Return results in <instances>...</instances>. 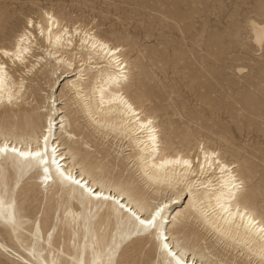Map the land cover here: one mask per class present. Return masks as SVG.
Masks as SVG:
<instances>
[{
  "label": "bare ground",
  "instance_id": "bare-ground-1",
  "mask_svg": "<svg viewBox=\"0 0 264 264\" xmlns=\"http://www.w3.org/2000/svg\"><path fill=\"white\" fill-rule=\"evenodd\" d=\"M52 15L53 24L49 25L43 16L40 21L34 20L33 27L25 24L13 45L0 44V108H4L0 110V147H9L8 153L0 154V225L16 242H28L25 254L1 238L0 248L26 264H118V260L130 264L135 256L123 255L116 259L120 246L126 243L121 249L126 254L129 245L138 244L141 248L152 241L155 257L150 264H156L157 255L161 257V264H176L177 259L183 264H219L208 257L209 246H202L204 236L192 229L176 232L169 229L170 222L184 218L186 223L192 219L200 222L214 238L213 247L219 244L225 249L240 247L242 255H253L254 260L264 263V218L255 210L254 200L243 193L245 182L236 165L228 163L220 152L206 147L194 152L169 151L155 118L142 110L127 92L131 77L123 48L81 26L71 29ZM12 20L13 14H0V32L4 35ZM255 32L257 41H262L264 28L257 26ZM43 47L47 56L53 58L52 91L36 106L17 109L15 105L27 91L25 75L44 64L45 56L40 51L35 53ZM4 51L13 54L4 56ZM77 58L82 62L78 67L74 66ZM103 62L106 64L101 65ZM21 66L28 70H21ZM12 67L20 75L16 76ZM61 67L64 71L58 75ZM94 67L96 71L90 73ZM64 73H67L65 78L70 76L64 86L73 91L81 111L91 124L95 123L98 132L108 137L113 135L115 140L129 137L128 146L132 151L128 158L134 161L144 187L136 186V180L126 177L124 170L114 172L116 164H112L111 170L102 161L94 162L92 154L67 146L68 142L59 136L58 130L65 131L71 141L80 130L67 128L66 106H59L64 95L54 89ZM45 137L47 152L43 160L25 159L10 150L15 147L21 152L43 151ZM135 148L138 150L133 152ZM34 176L39 179L41 195L48 194L52 187L47 200L51 204L57 199L62 216L60 222L50 220L49 214L33 220L25 237L24 225L31 221L34 207L27 214H21V210L31 191L28 181ZM76 180L80 183H75ZM21 181L27 185L19 187ZM21 197L24 200L19 206ZM157 209L162 211L156 216L155 227L141 223L151 219ZM52 228L55 229L49 235ZM65 234L69 235L66 249L57 244V238ZM233 259L225 264H236Z\"/></svg>",
  "mask_w": 264,
  "mask_h": 264
},
{
  "label": "rangeland",
  "instance_id": "rangeland-1",
  "mask_svg": "<svg viewBox=\"0 0 264 264\" xmlns=\"http://www.w3.org/2000/svg\"><path fill=\"white\" fill-rule=\"evenodd\" d=\"M46 11L71 29L81 26L122 47L130 68L131 80L127 92L142 110L155 118L169 151L194 152L206 147L220 152L228 163L236 165L245 182L243 193L254 200L255 210L264 218V37L262 41H257L255 32L257 26L264 28V0H0V14H13L6 34L0 32V44L13 45L16 35L25 26V20L32 18L40 21ZM43 49L46 50V47L35 50V53L41 52L45 56L44 64L25 75L28 77L25 81L27 91L15 105L17 109L36 106L43 101L46 93L52 91L54 82L50 70L53 58H49ZM78 59L74 64L76 67L82 64ZM21 67V70L27 69ZM94 68L89 70L90 73L96 71ZM241 68L247 70L238 71ZM10 69L16 76L21 73L18 70L16 74L13 67ZM62 70L64 67L58 75ZM66 75H61V81L54 89L57 94L64 95L59 106H66L67 128L74 130L78 127L80 130L76 131L71 141L65 131L58 130L59 136L61 134L64 142H68L67 146L92 154L94 162L102 161L110 169H113V163L116 164L114 172L124 170L126 177L136 180V186L144 187L134 161L128 158L132 151L128 146L129 137L115 140L113 135L108 137L98 132L95 123L91 124L89 117L81 111L73 91L64 86L70 79V76L65 78ZM3 109L0 108L1 111ZM137 150L135 148L133 152ZM32 172L35 175L36 170ZM28 182L29 186L22 181L18 185L31 188L21 214L30 213L34 207L31 221L24 225L25 237L33 220H41L42 216L49 214L50 220L60 222L62 216V207L57 204V199L51 202L52 205L47 200L52 187L48 194L43 195L42 192L41 195L39 179L34 176ZM23 200V197L19 199V206ZM47 209L49 212H46ZM193 220L188 223L184 218L174 220L169 223V229L172 232L192 229L204 236L202 246H209L208 257L219 264H225L233 257L236 264H264L259 259L254 260L253 255H242L240 247L239 250L225 249L223 244L213 247L214 238L207 234L200 222ZM0 229L1 239L8 240L6 242L22 254L26 253V240L18 243L3 226L0 225ZM54 229L48 234L51 235ZM68 236L65 234L57 238L61 248L65 246L66 249ZM152 244L150 241L141 248L138 244H131L125 254L121 250L126 245L123 243L115 255L116 259L132 255L135 261L130 264H137L138 261L150 264L155 257ZM135 247L138 251L133 250ZM155 259L156 264H161V257L157 255ZM16 263L26 264L0 248V264ZM118 264L129 263L118 260Z\"/></svg>",
  "mask_w": 264,
  "mask_h": 264
},
{
  "label": "snow or ice",
  "instance_id": "snow-or-ice-1",
  "mask_svg": "<svg viewBox=\"0 0 264 264\" xmlns=\"http://www.w3.org/2000/svg\"><path fill=\"white\" fill-rule=\"evenodd\" d=\"M42 15H44L46 17L47 23L49 25H51V24L54 23V16L51 13L42 14ZM34 23L35 22L32 19H26L25 20V24L28 27H33ZM49 31H51V28H49ZM40 34L43 35V32L41 31ZM23 39H24V37H21V40H23ZM2 54L4 56H9V55H12L13 53H9L7 51H4ZM17 59H19V56H17ZM0 68H2V66H0ZM246 70H247L246 68L238 69V71H246ZM148 124H151V121H148ZM44 139H45V146L43 148V151H36V152L27 151V152H21L18 148H15V147L11 148L10 150H11V152L18 154L20 157H23L25 159H28L29 157H32V158H38L39 160H43L44 153L47 152V147H46L47 137H45ZM52 151L54 153L55 152V149H53ZM8 152H9L8 145H4L3 147H0V154H6ZM45 171H47V170L45 169ZM68 179L71 180L72 177H68ZM74 182L75 183H80V181H78V180H76ZM96 195L99 196L101 194L100 193H97ZM160 211H162V209H157L155 215H153L151 219H149L147 221H141V223L142 224H145L149 228L155 227V219H156V216H158L160 214ZM164 247L167 248V245H164ZM172 255L175 257V253H172ZM176 264H183V261L180 260V259H177L176 260Z\"/></svg>",
  "mask_w": 264,
  "mask_h": 264
}]
</instances>
